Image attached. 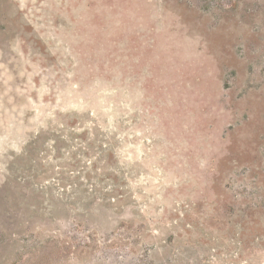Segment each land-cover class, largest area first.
<instances>
[{
  "label": "rangeland",
  "instance_id": "rangeland-1",
  "mask_svg": "<svg viewBox=\"0 0 264 264\" xmlns=\"http://www.w3.org/2000/svg\"><path fill=\"white\" fill-rule=\"evenodd\" d=\"M0 264H264V0H0Z\"/></svg>",
  "mask_w": 264,
  "mask_h": 264
}]
</instances>
